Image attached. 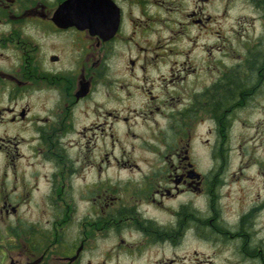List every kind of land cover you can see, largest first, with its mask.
Instances as JSON below:
<instances>
[{
    "label": "flooded vegetation",
    "instance_id": "obj_1",
    "mask_svg": "<svg viewBox=\"0 0 264 264\" xmlns=\"http://www.w3.org/2000/svg\"><path fill=\"white\" fill-rule=\"evenodd\" d=\"M68 1L0 0V264H121L124 257L127 264H166L150 252L174 251L190 235L192 203L176 207L181 196L212 206L218 239L239 241L235 252L243 260L264 264V232L254 219L264 199L233 228L214 207L236 114L248 102L257 110L264 94V0H99L104 8L93 9L95 23L82 22L79 8L62 10ZM210 2H217L216 18L208 14ZM242 7L248 26L239 17ZM210 25L220 32L218 51L242 46L246 59L224 61L223 52L209 65L207 44L192 57L196 46L186 43L176 61L184 33L190 27L208 32ZM246 78L251 83L242 88ZM135 87L150 105L145 124L162 120L163 135L170 133L178 148L169 153L167 144L164 157L156 150L145 170L114 156V171L142 175L113 181L102 174L111 170L109 154L98 157L95 147L114 143L113 125L128 126L132 117H120L112 102L125 101ZM256 124L264 128L263 120ZM200 125L211 137L209 175L192 154L190 130ZM86 168L89 179L80 177ZM80 205L87 213L76 218ZM153 212L170 219L160 221ZM102 242L111 246L98 247Z\"/></svg>",
    "mask_w": 264,
    "mask_h": 264
},
{
    "label": "rangeland",
    "instance_id": "obj_2",
    "mask_svg": "<svg viewBox=\"0 0 264 264\" xmlns=\"http://www.w3.org/2000/svg\"><path fill=\"white\" fill-rule=\"evenodd\" d=\"M216 3L217 2H210L208 8V14L214 18L217 17V10L216 7H214V5L216 6ZM178 7L179 14L184 17L187 13L183 11V7L179 5ZM247 11L248 10L245 7H242V10L239 12V17L242 20L241 22L245 23L246 26H248L249 19L247 18ZM230 16V13H228V17ZM241 29L243 28L241 27ZM181 30L185 32V29ZM182 31L176 32L177 39H179L178 36L182 34ZM165 33L166 31L163 32L161 30L158 32L160 36H164ZM241 33V35L248 34L246 31ZM219 35L220 32L216 30L214 25L208 26V32L199 31L190 27L188 32L184 33L183 38L179 41L178 46L174 50L176 56L175 60H181L180 56L185 53L186 50V48L184 50L183 46H186L188 43L192 45L191 47H193V45L196 46L194 48L195 51L192 53V57L196 55L199 56V51L202 52L203 47L207 44L206 50L209 65L211 62H219L218 58L223 52L224 54L222 56H226L227 58L224 61H238L239 59L242 60L245 58L244 56L247 52L244 48H242V46L239 48L225 47L222 52H220V49L218 51L220 46V43L217 42L219 40ZM165 51L166 49L164 50V55H167V52L165 53ZM118 63V70L122 73L124 71V59H121ZM212 70L217 72V70ZM161 71H164V69L161 68ZM250 83L251 80L249 83L245 80L241 87H248ZM135 88V92L130 93L125 101H121L120 97L117 96L116 101L112 102V105H115L118 111L123 113L120 117H127L128 115L132 117V120L127 122L128 126L113 125L114 127H112L111 130L115 135L113 137L114 141L112 140L114 143L110 144V146H103L101 143V147H95L94 154L98 157H104L105 153L110 156L112 153V156H107L110 164L112 162L110 167L111 170L104 171L102 174H110L113 181L116 180L117 177H119L122 181L127 179L137 180L142 175L137 171L133 172V174L131 171H114V156L118 158L121 163L128 162V165L130 164L129 161L134 162L135 160L138 168L140 170H145L150 167L151 164L155 163L153 153H155L156 150L162 153L164 157L166 154L165 152H167L165 149L167 144L169 153L173 154L174 148H178V143L174 146L175 142L172 141L171 138H168L170 133L165 131L166 134L163 135L162 129L164 127L162 126L164 124L162 120L153 121L151 119V124H145V118L147 120V118L151 117V114H149L147 109L150 105H145V99L147 97L144 93H142V88ZM257 104V110H251V102H248L245 110L237 112L231 136L229 142L227 143L230 152L224 170V186L222 189L220 187L217 189L219 192V201L218 204L217 202L214 203V207L216 208L215 211L217 215H221V218L225 219L227 223H229L228 225L230 228H233L232 223L241 215L243 211L247 212L251 206L257 204V202L263 201L264 199V128H262L261 125L256 124V122L260 120L264 121V94L261 98H259V100H257ZM107 107L109 108L110 106L107 105ZM259 108H262L263 111H258ZM112 113L116 114L117 112L113 111ZM146 114L148 115L146 116ZM133 115L137 117L139 115L144 116L143 119H141L139 117L134 118ZM259 115L260 118L257 121H253V119L256 120ZM133 123L134 125L139 123L140 126L136 128L129 127ZM207 128V125H200L192 128L190 131L192 132V154L196 165L199 169H201V171L209 175L208 168L213 166V162L210 159L209 149H206V146L207 148L209 147V144H207L206 141L211 139V137H207ZM157 136L160 137L157 138ZM136 137L137 139H134ZM81 144H84V142L81 141ZM251 147L253 150H251ZM92 151L93 150L89 151V153ZM252 152H254L256 158L251 157ZM80 155L88 156V154L85 152L83 153L82 150L80 151ZM146 158L149 159L146 160ZM116 165V167L119 168L118 164ZM161 165L162 164L159 163V166ZM165 167H167V165ZM86 169V171L81 173L80 177L89 179L91 175L89 172L90 169ZM98 189L99 187L96 188V190ZM185 202L192 203L190 209L191 213L192 215L197 214V217H192V222H194V224L191 223L190 235L187 234L188 236L186 235L183 244L181 246H177L174 251L163 254L161 250H152L150 252V256L155 257L154 260H156L157 263H161L163 261L166 264H169V262H172L170 260H174L170 264H251V259L243 260L242 257L235 252V248L239 246V241L231 240L230 244H228V242L222 243L223 241L218 239V235H215L219 228H216L213 225L216 218H212L214 215L212 212L214 208L212 206L207 207L206 203L201 199H195L193 197L187 198L183 196L176 199L175 206L178 207L179 204ZM165 207H167V209L170 208V204H166ZM86 213L87 208L80 205L76 218L82 217ZM149 215L160 221L170 219L169 216L164 213L153 212L149 213ZM201 219L205 221L210 220L211 222H207L208 225L206 227V223H204V225L201 224ZM254 219H256L255 224L257 230L264 232V208L256 212ZM246 229L247 228H244V230ZM110 246L111 242H102L98 245V247L101 248ZM138 262L139 261H134L133 264H137ZM121 264H127L125 257Z\"/></svg>",
    "mask_w": 264,
    "mask_h": 264
},
{
    "label": "water",
    "instance_id": "obj_3",
    "mask_svg": "<svg viewBox=\"0 0 264 264\" xmlns=\"http://www.w3.org/2000/svg\"><path fill=\"white\" fill-rule=\"evenodd\" d=\"M84 3L89 4L90 7L82 6V4ZM99 3H100L99 0H70L64 4L62 10H64V8L66 7H69L77 12L79 8V13H80L79 19L80 20L82 19L83 20L82 22L95 23L98 17H94V14H92V11H94L93 9L97 11L98 8H102V9L104 8V4L100 5Z\"/></svg>",
    "mask_w": 264,
    "mask_h": 264
},
{
    "label": "trees",
    "instance_id": "obj_4",
    "mask_svg": "<svg viewBox=\"0 0 264 264\" xmlns=\"http://www.w3.org/2000/svg\"><path fill=\"white\" fill-rule=\"evenodd\" d=\"M245 80H246L247 83H249L251 79H250V78H246ZM245 80H244V81H245ZM244 81H243V82H244ZM243 82H241V84H240L241 86L243 85ZM193 216H194V217H195V216L197 217V214H193ZM192 224H194V222H192ZM202 225H204V224H202ZM202 225H201V226H202ZM205 226L207 227V224H205ZM216 226H218V224H216Z\"/></svg>",
    "mask_w": 264,
    "mask_h": 264
}]
</instances>
